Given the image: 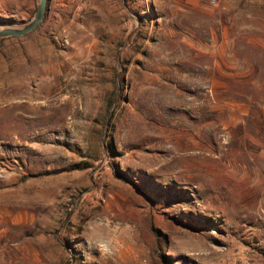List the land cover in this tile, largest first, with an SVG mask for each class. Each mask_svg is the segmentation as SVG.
Returning <instances> with one entry per match:
<instances>
[{
    "label": "rangeland",
    "instance_id": "1",
    "mask_svg": "<svg viewBox=\"0 0 264 264\" xmlns=\"http://www.w3.org/2000/svg\"><path fill=\"white\" fill-rule=\"evenodd\" d=\"M0 264H264V0H49L0 39Z\"/></svg>",
    "mask_w": 264,
    "mask_h": 264
},
{
    "label": "water",
    "instance_id": "2",
    "mask_svg": "<svg viewBox=\"0 0 264 264\" xmlns=\"http://www.w3.org/2000/svg\"><path fill=\"white\" fill-rule=\"evenodd\" d=\"M49 0H38L37 10L34 17L23 25L0 24V39L9 37H23L34 30L44 21Z\"/></svg>",
    "mask_w": 264,
    "mask_h": 264
},
{
    "label": "bare ground",
    "instance_id": "3",
    "mask_svg": "<svg viewBox=\"0 0 264 264\" xmlns=\"http://www.w3.org/2000/svg\"><path fill=\"white\" fill-rule=\"evenodd\" d=\"M229 252V251H228ZM226 253V252H225ZM225 253H223L222 255H224ZM241 254V253H240ZM240 254H239V256H240ZM238 255V254H237Z\"/></svg>",
    "mask_w": 264,
    "mask_h": 264
}]
</instances>
